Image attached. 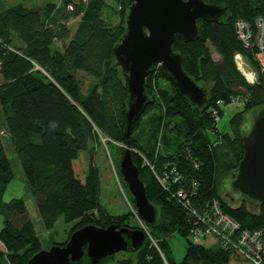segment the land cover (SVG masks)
<instances>
[{
    "label": "trees",
    "instance_id": "1",
    "mask_svg": "<svg viewBox=\"0 0 264 264\" xmlns=\"http://www.w3.org/2000/svg\"><path fill=\"white\" fill-rule=\"evenodd\" d=\"M59 1L46 2L41 11L21 3L0 10V213L4 215L0 264H27L42 249L23 197L3 200L14 176L3 126L44 226L51 228L61 216L65 222H73L67 238L51 245L65 244L72 231L86 224L137 228L129 211L112 213L101 203V177L93 161L97 128L120 143L119 153L125 145L135 149L132 159L146 196L158 208L156 223L148 224L152 238L145 234L142 243L133 248L123 233L129 255L115 264H249L229 245L207 246L192 239H188L181 261H174L168 237L175 231L190 236L191 221L156 174L172 162L185 181L197 180L195 205L216 199L242 228L264 226V201L244 195L257 203L251 210L245 202L228 204L219 192L222 176L234 174L243 155L242 136L247 133L244 114L264 107V73L254 58L256 48H244L235 33L238 19L249 21L255 30L256 19L264 16V0H204L222 6L226 15L218 21L197 19V37L185 41L175 34L172 49L180 53L184 71L204 89L208 107L192 105L170 73L154 66L144 80L149 100L143 115L155 109L162 112L141 124L142 115L128 136L124 134L128 92L111 49L125 32V16L132 0ZM115 15L118 20L112 23ZM70 16L79 17L74 30L67 26ZM236 51L254 67L256 82H248L237 68L233 59ZM80 71L90 78L86 93L81 91ZM238 95L247 101L230 116L229 129H219V119L211 116L210 109L216 101L227 105ZM218 113L220 118L223 108ZM174 130L178 131L175 136ZM81 150L89 157L84 172L77 162ZM192 161L199 163L197 169ZM113 255L95 264H106ZM69 264L94 263L84 253L79 261Z\"/></svg>",
    "mask_w": 264,
    "mask_h": 264
},
{
    "label": "water",
    "instance_id": "2",
    "mask_svg": "<svg viewBox=\"0 0 264 264\" xmlns=\"http://www.w3.org/2000/svg\"><path fill=\"white\" fill-rule=\"evenodd\" d=\"M225 9L204 0H132L125 16V32L112 47L115 64L121 68L128 92L124 134L130 135L148 104L144 86L147 73L160 65L173 77L179 91L192 105L208 107L204 89L183 69L180 53L172 49L175 34L192 41L198 35L197 19L218 21ZM251 128L242 136L243 155L237 171L231 174L234 190L257 202L264 201V107L257 110ZM132 148L120 152L119 170L133 196L135 207L149 225H154L158 208L151 203L132 159ZM135 248L144 239L141 229L86 224L72 231L65 244L40 249L27 264H69L79 261L84 253L91 263L119 251H126L128 240Z\"/></svg>",
    "mask_w": 264,
    "mask_h": 264
},
{
    "label": "rangeland",
    "instance_id": "3",
    "mask_svg": "<svg viewBox=\"0 0 264 264\" xmlns=\"http://www.w3.org/2000/svg\"><path fill=\"white\" fill-rule=\"evenodd\" d=\"M48 1H53L59 4V0H0V10H3L7 7H9L12 4L15 3H21L27 7L34 8L38 11H41ZM79 17L70 16L69 17V24L67 23V26L74 30L76 23L78 22ZM118 20V17L112 16L111 22L115 23ZM213 58H217L218 55L216 52L212 53ZM248 64V61H247ZM249 68L251 70H254L253 66H250L249 62ZM79 79L82 83L81 91L83 93L87 92V85L90 81V78L83 73L82 71L79 72ZM240 110V107H236L233 105H227L223 108V114L220 116L218 120V127L219 129L226 130L228 127V121L230 116ZM257 108L255 110L248 111L244 114V123L243 128L244 131L247 132L250 130L251 125L253 123V119L256 115ZM160 109H155L154 111H148L145 113L141 118V124L145 121H149L150 118L153 116V114L158 115L161 114ZM176 120V118H175ZM95 132V146H96V154H94L93 161L98 164L100 177H101V203L102 205L107 208L110 212L120 214L123 212L129 211L131 213V219L130 221L137 227L142 228V223L140 220H138L133 210L135 208V205L133 203V196L128 190V187H126L123 184L121 175L119 173L118 168V155L120 156V153L118 151V147L121 146L119 142L114 141L113 139L109 138L108 136L102 134L97 128L94 130ZM137 133V130L134 134ZM172 134L175 136L178 134L177 130L172 131ZM100 136L105 138L107 141L106 143H102ZM211 137L214 138V134H211ZM4 138L5 142V150L7 157L10 161L14 176L12 180L8 183L4 194H3V200L7 201L10 200L13 197H23L25 200L27 211L29 213V216L32 219L33 225L35 227V230L37 232V235L40 238L42 249H48L52 242H63L67 236L68 232L73 224V222H65L63 217H59L55 224L51 228H46L44 224L41 221V218L36 211L35 208V202L31 191V186L29 184V181L26 179L23 170L21 168L17 153L14 149V147L9 143L8 139ZM161 143V141H160ZM160 146V145H158ZM146 148L149 147V144L145 145ZM88 153L84 150H81L77 159L78 167L84 172L88 168ZM153 170V169H152ZM230 174H224L221 178V181L219 183V192L221 197L230 205L236 206L240 204L241 202H245L246 205L251 209L255 210L257 203L248 197L242 195L240 192L233 189L231 183H232V177L229 176ZM142 221V220H141ZM4 222V215L0 213V228L3 226ZM143 222V221H142ZM147 227V230L149 231L150 227L148 224H145ZM99 226V225H98ZM147 237H151L152 235L149 232V235ZM188 239L191 240L190 236L184 237L178 232H173L168 237V243H169V249L170 254L174 261L180 262L184 253L186 244L188 243ZM202 244L204 245H213V241L210 239L207 240H201ZM156 246V242L153 243ZM129 255L126 251H119L114 253L113 257L106 263V264H115V262L119 259L125 258ZM3 263H6L3 261Z\"/></svg>",
    "mask_w": 264,
    "mask_h": 264
},
{
    "label": "built area",
    "instance_id": "4",
    "mask_svg": "<svg viewBox=\"0 0 264 264\" xmlns=\"http://www.w3.org/2000/svg\"><path fill=\"white\" fill-rule=\"evenodd\" d=\"M235 33L246 49H254V58L257 66L264 73V16L255 21V30L249 21L238 19L235 22ZM237 68L246 77L247 81H257L256 72L249 68V61L244 55L236 51L233 55ZM248 61V64H247ZM251 66V65H250ZM247 101L242 95L234 96L227 105L242 106ZM222 100L216 101V106L210 109L211 116L217 119L219 110L227 106ZM104 145L107 141L100 136ZM194 168L198 163L193 161ZM156 177L164 190L188 213L191 221L190 237L194 242L200 243L203 238L212 239L215 244L229 245L232 251H238L249 264H264V226L247 229L242 228L240 223L229 216L220 207L216 199L200 202L195 205L194 200L198 196V182L192 179L184 183L183 174L177 167L169 162ZM135 217L142 223V229L149 235L144 221L140 218L136 209L133 210ZM143 222H142V221ZM154 243L155 241L152 240Z\"/></svg>",
    "mask_w": 264,
    "mask_h": 264
},
{
    "label": "clouds",
    "instance_id": "5",
    "mask_svg": "<svg viewBox=\"0 0 264 264\" xmlns=\"http://www.w3.org/2000/svg\"><path fill=\"white\" fill-rule=\"evenodd\" d=\"M236 107H241V106H236ZM144 113V112H143ZM143 115V114H142ZM125 146H127V145H125ZM124 147V146H123ZM130 147V146H129ZM133 149V148H132ZM134 151H135V149H133ZM132 150V151H133ZM197 162V161H196ZM169 163V162H168ZM172 163V162H171ZM192 164H193V161L191 162ZM198 163V162H197ZM198 165H199V163H198ZM199 167V166H198ZM165 168V167H164ZM178 169V168H177ZM195 169H197V168H195ZM179 170V169H178ZM163 171V170H162ZM160 174V173H159ZM231 176V175H230ZM157 178V177H156ZM158 180V179H157ZM192 179H190L189 181H185L184 179H183V181H184V183H188V182H190ZM195 180V179H194ZM197 181V180H196ZM126 184V183H125ZM177 203V202H176ZM134 209H136V207L134 208ZM137 210V209H136ZM138 212V211H137ZM139 214V213H138ZM139 216H140V214H139ZM140 218L143 220V218L140 216ZM144 221V220H143ZM144 223L145 224H148V223H146L145 221H144ZM136 229H140V228H136ZM142 230V229H141ZM144 232V231H143ZM150 232V231H149ZM147 235V234H146ZM144 236H145V232H144ZM208 239V238H207ZM200 243H202V242H200Z\"/></svg>",
    "mask_w": 264,
    "mask_h": 264
},
{
    "label": "crops",
    "instance_id": "6",
    "mask_svg": "<svg viewBox=\"0 0 264 264\" xmlns=\"http://www.w3.org/2000/svg\"><path fill=\"white\" fill-rule=\"evenodd\" d=\"M3 82V80H2V77H1V75H0V83H2ZM0 125H3V122L1 121V118H0ZM2 131H3V135L5 136V138H7L8 139V134H7V132L5 131V126H3L2 127ZM211 240V239H210ZM215 243H216V241H215ZM217 244V243H216Z\"/></svg>",
    "mask_w": 264,
    "mask_h": 264
},
{
    "label": "bare ground",
    "instance_id": "7",
    "mask_svg": "<svg viewBox=\"0 0 264 264\" xmlns=\"http://www.w3.org/2000/svg\"><path fill=\"white\" fill-rule=\"evenodd\" d=\"M219 119V116H218V118L217 119H215V120H218Z\"/></svg>",
    "mask_w": 264,
    "mask_h": 264
}]
</instances>
